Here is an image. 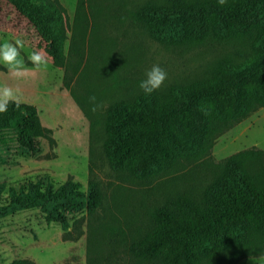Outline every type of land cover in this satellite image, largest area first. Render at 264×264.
Returning <instances> with one entry per match:
<instances>
[{"label": "trees", "instance_id": "1", "mask_svg": "<svg viewBox=\"0 0 264 264\" xmlns=\"http://www.w3.org/2000/svg\"><path fill=\"white\" fill-rule=\"evenodd\" d=\"M5 1L46 43L52 65L63 67V37L52 29L60 17L37 4ZM129 17L165 47L210 45L232 53L203 79L173 85L161 96L140 95L110 105L98 122L109 166L143 182L190 164L211 163L215 139L264 108V0H147ZM241 40L248 45L239 51L235 44ZM41 139L53 143L32 105L10 104L0 113V163L9 153L37 155ZM4 191L1 184L0 219L38 210L46 222L60 226L64 241H75L81 233L78 221L70 229L68 215L85 207L91 218L102 206L92 172L86 193L71 178L58 188L39 182L10 187L2 202ZM151 217L153 229L127 246L140 261L211 264L223 254L235 261L264 256L263 151L250 148L216 162L213 179L198 198L167 200ZM11 264L34 263L22 259Z\"/></svg>", "mask_w": 264, "mask_h": 264}, {"label": "rangeland", "instance_id": "2", "mask_svg": "<svg viewBox=\"0 0 264 264\" xmlns=\"http://www.w3.org/2000/svg\"><path fill=\"white\" fill-rule=\"evenodd\" d=\"M21 1L60 17L52 29L63 37V67L52 65L46 43L34 28L0 0V39L23 41L26 70L22 77H14L0 66V85L17 91L20 104L35 107L53 140H39L35 156H5L6 163H0V185L5 187L2 202L10 187L17 190L39 182L58 188L68 178L86 193L92 172L100 185L102 206L91 218L85 207L66 217L70 229L74 221L79 222L81 233L75 241H64L60 226L46 222L38 210L0 219V264L22 259L34 264H161L140 261L127 246L153 229L151 214L167 200L198 198L213 179L216 162L250 148L264 153V108L215 139L211 163L190 164L139 182L107 162L101 146L105 133L98 123L105 111L114 103L140 95L161 96L173 85L203 79L232 52L220 46L172 48L155 42L129 17L147 0ZM247 45L241 40L235 47L240 51ZM32 51L44 56L46 70L33 67L28 58ZM153 65H159L167 78L158 90L145 95L138 82ZM211 264H264V256L235 261L223 254Z\"/></svg>", "mask_w": 264, "mask_h": 264}, {"label": "clouds", "instance_id": "3", "mask_svg": "<svg viewBox=\"0 0 264 264\" xmlns=\"http://www.w3.org/2000/svg\"><path fill=\"white\" fill-rule=\"evenodd\" d=\"M223 2L224 0H220V3ZM23 47L21 39L17 38L14 42L9 39H0V66L5 67L14 77H22L26 71L24 58L21 55ZM28 58L35 69L46 70L47 62L40 52L32 51ZM166 78L167 73L159 65H153L138 82V87L145 95H151L161 87ZM10 104L19 107L18 92L8 86L0 85V113L7 112Z\"/></svg>", "mask_w": 264, "mask_h": 264}]
</instances>
